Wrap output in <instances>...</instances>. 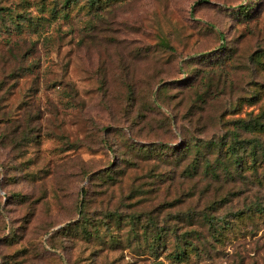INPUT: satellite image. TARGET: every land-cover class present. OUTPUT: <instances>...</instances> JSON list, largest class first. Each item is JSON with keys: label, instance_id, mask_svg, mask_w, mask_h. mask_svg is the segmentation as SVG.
<instances>
[{"label": "rangeland", "instance_id": "1", "mask_svg": "<svg viewBox=\"0 0 264 264\" xmlns=\"http://www.w3.org/2000/svg\"><path fill=\"white\" fill-rule=\"evenodd\" d=\"M264 0H0V264H264Z\"/></svg>", "mask_w": 264, "mask_h": 264}, {"label": "trees", "instance_id": "2", "mask_svg": "<svg viewBox=\"0 0 264 264\" xmlns=\"http://www.w3.org/2000/svg\"><path fill=\"white\" fill-rule=\"evenodd\" d=\"M244 128L249 132H252L255 130H263L264 129V123H262L258 120H256L255 123L247 122L246 125L244 126ZM248 144L252 147L253 151L261 150V152L264 154V146L260 140H258V139L257 140H251Z\"/></svg>", "mask_w": 264, "mask_h": 264}]
</instances>
